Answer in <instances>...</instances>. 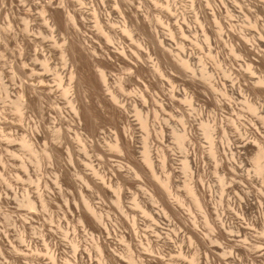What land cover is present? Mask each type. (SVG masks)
Returning <instances> with one entry per match:
<instances>
[{"label":"rangeland","instance_id":"1","mask_svg":"<svg viewBox=\"0 0 264 264\" xmlns=\"http://www.w3.org/2000/svg\"><path fill=\"white\" fill-rule=\"evenodd\" d=\"M43 1L0 0L8 263L191 264L197 254L198 264H264V179L254 161L264 150V0H64L75 11L65 28ZM72 36L82 43L78 63ZM214 112L235 121L231 149L216 155L199 124ZM181 118L195 122L183 119L185 148ZM87 204L102 214L101 232ZM99 235L116 259L97 249Z\"/></svg>","mask_w":264,"mask_h":264},{"label":"bare ground","instance_id":"2","mask_svg":"<svg viewBox=\"0 0 264 264\" xmlns=\"http://www.w3.org/2000/svg\"><path fill=\"white\" fill-rule=\"evenodd\" d=\"M59 2V1H58ZM58 2L56 1V0H44L43 1V3L42 4H39V5H41L40 7H41V11L43 12V13H45L46 14V12H48L49 14H48V16H49V19H51L52 20V23H54L53 25H62L63 27L65 26V27H67L68 26V21H71V20H73L74 21V19H75V11H74V9H73V12L71 13V9L69 8V5H68V3L66 2V1H64V0H62V1H60L59 2V5H57L58 4ZM38 4V3H37ZM262 6L264 7V2H262ZM129 8V7H128ZM30 10V9H29ZM215 10V9H214ZM94 11H95V9H94ZM29 12V11H28ZM27 12V13H28ZM97 13V12H96ZM123 13V12H122ZM30 14V13H29ZM124 14V13H123ZM131 14V13H130ZM133 14V13H132ZM45 16V15H44ZM101 16V15H100ZM47 17V16H46ZM131 17H132V20L134 21V23L136 24V25H138V15H137V13L136 14H133V15H131ZM27 18H28V16H27ZM30 18V17H29ZM28 18V19H29ZM46 19V18H45ZM99 19V18H98ZM72 21V22H73ZM132 21V22H133ZM84 22V21H83ZM76 23V22H75ZM74 23V24H75ZM47 25H48V23H47ZM76 25V24H75ZM58 27V26H57ZM64 27V28H65ZM69 27V26H68ZM74 27V26H73ZM138 27V26H137ZM54 28V27H53ZM75 28H77V26L75 27ZM55 29V28H54ZM59 29V28H58ZM78 29H80V28H78ZM77 29V30H78ZM67 30V29H66ZM73 30H76V29H73ZM77 30L75 31V33L77 32ZM68 31V30H67ZM51 33V32H50ZM69 33V32H68ZM52 34V33H51ZM77 34V33H76ZM76 36V35H75ZM69 37V36H68ZM72 37H74V36H72ZM112 37H110V36H107V39H111ZM78 39V36H77V38H76V40ZM78 42H80L79 41V39L77 40ZM109 41H111V40H109ZM69 42H70V45H71V47H70V50H71V53H72V60H74L75 62H76V57H77V55L75 54L76 52H77V48L79 47H76V43H78V42H76L75 41V37L74 38H70V40H69ZM82 43L80 42V45H81ZM85 44V43H84ZM82 46V45H81ZM81 46H80V49H81ZM84 47H86V46H84ZM83 48V47H82ZM23 50V49H22ZM85 50V49H84ZM93 50V49H92ZM95 51V50H94ZM96 52V51H95ZM78 53V52H77ZM94 55V54H93ZM163 58H164V56H163ZM162 58V59H163ZM78 60V59H77ZM70 62V61H69ZM74 63V62H73ZM76 63H78V62H76ZM75 63V64H76ZM185 63H186V65H188V61H185ZM66 65V64H65ZM70 65V64H69ZM73 66H74V64H73ZM67 67V66H66ZM50 68V67H49ZM62 68H63V66H62ZM69 68H71V67H69ZM57 70V69H56ZM74 70V69H73ZM71 73V72H70ZM100 78L103 80V81H105L106 80V77H105V74L103 73V72H101V74H100ZM259 81H261V82H263L264 80L261 78V79H259ZM23 92V91H22ZM174 92L175 91H173L172 92V96H171V100L173 101L174 100V97L173 96H175L174 95ZM112 97V99H116V97L114 96V95H112L111 96ZM194 96H190V100L188 101V103L190 104V105H193L194 106V104L192 103L193 101H192V98H193ZM142 99H143V101L144 102H146V97L144 96V95H142V97H141ZM192 107V106H191ZM190 108V107H189ZM193 108V107H192ZM191 108V111H193L194 113H196L194 110H196V107H195V109L193 110ZM189 111H190V109H188ZM186 111V110H185ZM190 111V112H191ZM197 111H198V109H197ZM192 112V113H193ZM199 112V111H198ZM200 112H201V109H200ZM199 112V113H200ZM224 112V111H223ZM182 113V112H181ZM184 113V112H183ZM193 113V114H194ZM198 113V114H199ZM202 113V112H201ZM201 113H200V115H201ZM214 113H218V112H214ZM191 114V113H190ZM192 114V115H193ZM219 114H221V113H218V115H213L214 116V119H211L210 121L207 119H205V120H201L200 122H199V124H200V126L203 128V130H204V132H205V134H206V136L210 139V141H211V144H212V148H211V152L214 154V155H216L218 152H219V150L220 149H222L223 150V152L225 151V150H230L231 149V146H232V143H231V141H230V139L231 138H229V137H231V136H228V130L229 129H231V128H233V127H235V121L233 120V118L232 117H229V116H227V118H226V116H225V120H226V123H225V121H224V117L223 118H219L218 116H220ZM182 115V114H181ZM180 115V116H181ZM184 115H185V113L182 115V117H184ZM200 115H199V117H200ZM209 115V114H208ZM211 115V114H210ZM209 115V116H210ZM224 115V114H223ZM186 116V115H185ZM191 115H188L187 116V118L188 117H190ZM208 116V117H209ZM221 116H222V114H221ZM194 117V116H193ZM197 117V116H196ZM217 117L219 118L218 120H220V122L221 123H219L218 122V120H217ZM186 118V117H185ZM185 118H183L184 120H185ZM195 118V117H194ZM194 118H190L191 120H193ZM200 118H202V117H200ZM182 118H181V120H182V123H183V127H182V132L181 133H178V134H176V136H177V139L179 140V142L181 143V145L185 148V140L188 138V135L190 134V133H192V132H190L189 130H190V128H188V127H186V126H189L188 125V123H187V125L185 124L184 125V123H186V122H188V121H190V120H188V121H184ZM195 119H197V118H195ZM194 119V120H195ZM196 121V120H195ZM191 123H195V122H192V121H190ZM190 124V123H189ZM146 127L148 128V126H147V122H146ZM191 126H192V124H190ZM170 127V126H169ZM190 127V126H189ZM217 128H219L220 130H221V132L223 133V135H224V137H223V140L221 141V142H219V144L217 145V143H216V141H215V136H214V131H216V129ZM162 129H163V127H162ZM189 129V130H188ZM192 129H193V127H192ZM191 129V130H192ZM219 129H217V130H219ZM166 130V129H165ZM175 130V128H173L172 129V131H174ZM219 130V131H220ZM129 131V129L127 130V132ZM231 131V130H230ZM126 132V133H127ZM161 132H163V131H161ZM217 133V132H216ZM161 134H164V132L163 133H161ZM126 137H127V135H126ZM118 138V140H121V137L119 136V137H117ZM78 139H81V138H78ZM188 139H190V138H188ZM29 142V141H28ZM119 142V141H118ZM118 142H116L113 146L115 147V148H117V149H119L120 148V145H119V143ZM29 147H31L32 145L31 144H28L27 142H25ZM126 143H128V142H126ZM189 151V150H188ZM187 151V152H188ZM186 152V153H187ZM221 155H222V153H221ZM263 156H264V150H263V148L262 147H260L259 146V148H258V150H257V152H256V154H255V157H254V161H255V167H256V171H257V173H259L262 177H263V179H264V165H263ZM221 157V156H220ZM225 157V156H224ZM2 163H3V156H2ZM221 159V158H220ZM5 160V159H4ZM222 160H224V159H222ZM145 162L148 164V165H150V167L152 166V160H151V156H150V150H149V148L148 147H146L145 148ZM7 163V162H6ZM187 162H185V166L186 167H188L187 166V164H186ZM4 165V164H3ZM103 177V176H102ZM86 178V177H85ZM104 179V178H103ZM105 180V179H104ZM168 181L169 180H166V182H165V185H166V187H168ZM90 181L87 179V183H89ZM189 187V191H190V193L193 195V197H194V199H195V201H196V203H197V205H199V206H201V201H200V199L196 196V193H195V191L192 189V187L191 186H188ZM7 189V188H6ZM2 191L1 192H3L4 190L3 189H1ZM119 191V190H118ZM117 191V192H118ZM0 192V193H1ZM5 192V191H4ZM3 192V193H4ZM165 193L167 194V193H169V190H168V188L166 189V191H165ZM8 196L9 195H7V192H5V195H4V201H5V205H3V204H0V213L2 214V221L3 222H0V255H1V258L3 259V264H9L8 263V257H10V254H11V252H10V247H12V244H11V239H10V229H9V224H10V222H9V220H10V215H9V209H8V207H7V200H9V198H8ZM2 196L0 195V198H1ZM44 199L45 198H42V200L44 201ZM117 202L118 203H120V195L117 197ZM3 203V202H2ZM8 203H9V201H8ZM87 207H88V209L91 211V214H92V220L94 221V224L100 229V232H101V229L103 228V230L105 229V226H106V224L103 222V216H102V214L101 213H98L97 212V210L95 209V207H93L92 205H90V204H87ZM164 209V208H163ZM170 210V209H169ZM134 225H135V222H134ZM136 227V226H135ZM134 227V228H135ZM44 228V227H43ZM108 230V229H107ZM133 230V229H132ZM104 232V231H103ZM102 232V233H103ZM110 232V231H109ZM108 232V233H109ZM129 232H132V238H134V239H136L138 236H140V235H138L137 234V232L138 231H136V230H133V231H129ZM106 233H107V231H106ZM108 235V234H107ZM128 235H129V233H128ZM130 236V235H129ZM134 236V237H133ZM24 237V236H23ZM98 238H97V240H100V241H97V244H96V247H97V249L98 250H102V248L104 247V249H105V247H106V249H107V245L105 244V241H103V243L101 242V240H102V237H101V235H99V236H97ZM107 237H109V235L107 236ZM143 237V236H142ZM131 238V239H132ZM145 238V237H144ZM138 239V238H137ZM143 239V238H142ZM104 240V239H103ZM133 240V239H132ZM108 241V240H107ZM136 241V240H135ZM101 242V243H100ZM132 242V241H131ZM138 242V241H137ZM139 242H141V240H140V238H139ZM150 242V241H149ZM73 246L74 247H77V244L76 243H74L73 244ZM110 249V250H109ZM19 250V249H18ZM112 250V251H111ZM114 249H111L110 247H108V251H109V255H110V257L112 258V259H116V257H117V254H115L114 252L115 251H113ZM151 251V250H150ZM158 253H160V251L158 252ZM19 255H21V254H19ZM51 258H55L56 256H55V250L54 251H52L51 252ZM17 259H20V256H18V258ZM131 259H133V256H132V254H131ZM165 259V258H164ZM198 258H197V254H195L194 256H193V258L191 259V264H198V260H197ZM163 262H164V260H163ZM105 263V262H104ZM137 264H145V261L143 260L142 262H140V263H137Z\"/></svg>","mask_w":264,"mask_h":264}]
</instances>
